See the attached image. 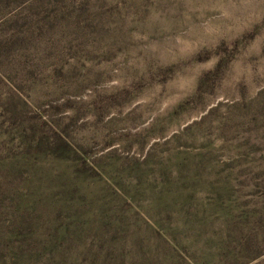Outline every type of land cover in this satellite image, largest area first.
I'll return each mask as SVG.
<instances>
[{"label":"rangeland","instance_id":"obj_1","mask_svg":"<svg viewBox=\"0 0 264 264\" xmlns=\"http://www.w3.org/2000/svg\"><path fill=\"white\" fill-rule=\"evenodd\" d=\"M0 264H264V0H0Z\"/></svg>","mask_w":264,"mask_h":264}]
</instances>
